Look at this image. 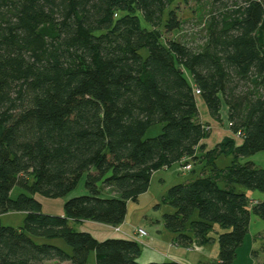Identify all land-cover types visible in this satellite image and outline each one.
Returning <instances> with one entry per match:
<instances>
[{"label":"trees","instance_id":"trees-1","mask_svg":"<svg viewBox=\"0 0 264 264\" xmlns=\"http://www.w3.org/2000/svg\"><path fill=\"white\" fill-rule=\"evenodd\" d=\"M213 1L223 11L191 45L165 36L185 24L176 0H0V264H181L141 263L137 239L72 227L119 228L174 164L201 176L167 191L165 228L185 248L217 240L219 263L205 264H235L252 216L264 221L246 194L264 193V169L243 161L264 152V0ZM199 99L216 120L227 112L231 135L212 150ZM38 196L66 198L65 214ZM10 213L22 227L2 225Z\"/></svg>","mask_w":264,"mask_h":264},{"label":"rangeland","instance_id":"rangeland-1","mask_svg":"<svg viewBox=\"0 0 264 264\" xmlns=\"http://www.w3.org/2000/svg\"><path fill=\"white\" fill-rule=\"evenodd\" d=\"M173 10L177 12L179 18L185 23L183 29L180 31L173 32L171 34H165L169 39L179 40L183 42H189L191 45L196 44L201 37L206 35V25L211 19L212 15L218 16L219 13H222L223 6L215 3L213 0H203L197 2L196 0H189L185 2L183 0H176L175 4L172 6ZM143 26H146L150 29L148 25L143 21ZM193 42V43H192ZM199 110L202 116L204 117L207 113V108L202 99H199ZM221 118L217 125H214L213 133L208 141L209 146H214L218 140H222L224 135L218 131L219 127L225 129L226 134H228L229 122L227 117L226 109L223 108ZM162 132V126H155L151 128L146 137L151 138L159 135ZM231 133V132H230ZM231 158H221L219 160L221 167L224 165L230 164ZM245 162H253L257 168L264 169V152L256 154L250 158H245ZM201 176V167L195 165V170L193 172H185L181 164H174L168 169H163L157 171L153 174L151 179V190L147 194H143L139 197L138 202L131 201L128 203V212H127V229H132L133 227L143 226L144 230L151 235H156V228L158 226L157 221H160L164 226L163 215L167 213L174 212V209L168 205L163 204V197L167 191L174 185L185 183L187 181L194 180ZM85 180L84 178L79 183L77 189L70 194L69 198L80 196L85 194ZM244 189V188H242ZM248 193L247 196L254 203L264 202V193L260 191H250L246 190ZM21 190L16 188L12 196L17 198ZM159 198L155 203V199ZM38 199L43 205V213L52 215V216H62L65 214L64 205L66 198L64 199H49L45 197L38 196ZM258 200V201H256ZM160 205V206H159ZM197 217V216H195ZM25 216L21 213H14L9 215H4L1 217V223L4 226H10L14 228H20L23 226ZM93 223V222H89ZM94 224H85V228L91 232H96V228L92 226ZM72 227L76 231L81 230V225L74 223ZM218 229V228H217ZM160 232H164V228H159ZM135 234V232H134ZM255 236L258 243L264 242V221L258 219L255 215L252 216L251 227L249 230L248 238ZM212 237L217 239L216 232L212 233ZM137 239L136 237H134ZM148 239V238H147ZM140 240V239H139ZM138 241V239H137ZM42 242V240H39ZM60 245H64L62 241H58ZM144 248V246H142ZM145 249V248H144ZM210 254L214 256L215 251H219V244L217 241L210 244ZM94 255V254H93ZM91 264V263H90Z\"/></svg>","mask_w":264,"mask_h":264},{"label":"crops","instance_id":"crops-1","mask_svg":"<svg viewBox=\"0 0 264 264\" xmlns=\"http://www.w3.org/2000/svg\"><path fill=\"white\" fill-rule=\"evenodd\" d=\"M200 119L202 120V122L208 123L210 125L209 127L211 131L210 136L204 141V143L207 145L208 150L214 149L218 143H220L223 139L231 135L229 130H228V134H226L225 129L221 126L218 128V131L221 132V136L223 134L224 137L222 138V140H218L214 146H209L208 141L213 133L214 125H217V122L215 121L216 119L210 116L208 111L204 117L201 114ZM217 121L219 122V120ZM151 187L148 192H150ZM158 199L159 198H156L154 200L155 203L158 201ZM10 214H14V213H10ZM23 215L25 216V214ZM126 221L119 228H114L112 226H107L94 222L89 223L91 221L73 222L72 224L74 223L80 224L81 225L80 231L91 233L99 241H104L109 238H125V237L134 238L135 237L134 231L137 228L144 229L143 226L127 229ZM157 223L158 226L156 228L157 231L156 235L149 236L148 234V237L140 240L138 239V242L142 244L145 248V249L143 248V253L139 260L141 263L165 262V261H175L181 264L219 263V251L218 252L215 251L214 253L215 255L211 256L209 250L210 245H206V246L194 245L191 248H185L183 246H179L175 243V235L170 231H168L165 227H162L163 225L161 224L160 221H157ZM85 224H94L92 226L96 228L95 230L96 232H91L90 230H87L85 228L86 227ZM159 228H164V232H160ZM117 229H119L120 232L117 231ZM251 238L252 239H249L247 237L242 247L238 250L235 264H264V242L259 244L255 236ZM90 263L96 264L95 254L94 255L91 254L89 258V264Z\"/></svg>","mask_w":264,"mask_h":264},{"label":"built area","instance_id":"built-area-1","mask_svg":"<svg viewBox=\"0 0 264 264\" xmlns=\"http://www.w3.org/2000/svg\"><path fill=\"white\" fill-rule=\"evenodd\" d=\"M197 93L199 94V92H197ZM183 170H184L185 172H189V171L192 170V167H191V165H188V166L183 167ZM117 231L120 232L119 229H117ZM134 232H135L134 236H135L137 239H143V238H146V237L148 236V233H147L144 229H142V228H137ZM124 236H125V235H124Z\"/></svg>","mask_w":264,"mask_h":264}]
</instances>
